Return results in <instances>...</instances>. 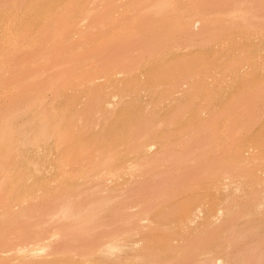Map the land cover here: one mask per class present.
Returning <instances> with one entry per match:
<instances>
[{
	"label": "rangeland",
	"instance_id": "obj_1",
	"mask_svg": "<svg viewBox=\"0 0 264 264\" xmlns=\"http://www.w3.org/2000/svg\"><path fill=\"white\" fill-rule=\"evenodd\" d=\"M4 1L1 4L6 3L10 5V8L0 11L1 15L8 14L9 12L8 17L13 18L16 8L19 7L28 16H23V19L22 13L20 12L21 15L18 13L19 16L17 15L15 18V29L3 38L1 35L5 33V25L2 19H0V29L2 28L4 30H0V42L2 43H0V55L2 58L9 56H13L12 58L15 57L12 60L13 62H15L16 58L18 59V63L15 62L16 65L18 64L16 67L12 62L14 68L12 66L13 70L11 69V73L15 74L12 75L10 73L9 75L7 73L5 76L0 75V77L4 76V79L7 80H13V78H15L14 80L25 79L26 77L23 76L25 73V76L29 75V78L27 77L28 80L27 78L24 80L26 82L32 79L30 72L36 69V73H32L36 77L39 76V78L42 76V83L39 81L41 79L37 78L39 79L37 81L35 76V80L32 79V81H36L37 86H39V84L43 85L44 82H48L45 79L46 77L50 82L48 78L53 76L54 72H57V75H61V78L60 76L58 78L57 75L54 77L56 79L58 78L60 83H63V87L68 89L71 95L67 92L69 95L67 101L60 97L65 103L60 98H58V101L62 102L55 103L56 99L54 100L55 97L52 93L54 94L56 92L49 89L52 92L51 94L50 92H46L48 95L42 93L43 97L48 96L42 102V106L46 107V109L42 107V110H46V112L51 111L47 108H52L53 106L54 108L57 107L56 110L52 108L53 111L60 109L55 116V120L52 119L54 122L47 118L46 121L49 120L50 124L48 122V125L50 127L52 126V129L55 128L54 125L56 127L61 125L57 129H64L66 139L68 140L67 142H69L71 150L73 151V153L68 151L67 154L71 153L69 158L72 154H75L74 152H77L80 155L78 159L81 161L80 163L84 161L85 164L88 161H93L95 164H102L110 154V157L114 155L113 153H117L116 156L119 154L124 156L126 142L132 137L133 133L140 132L144 128H149L155 141L163 145L167 150L174 149L179 144L177 140L185 139V137L179 139L180 136H189L187 138L189 140L186 139L185 142L183 140L179 144L183 153L181 155V152L177 153V155H172L173 161L166 168L164 166L151 168L148 173L133 171L130 168L131 163L128 164V161L130 162L131 159V162L134 163L133 161L135 159L133 155L124 157L125 159L123 161H120L121 157H115L114 159H118V161L117 163L114 161L113 164H116V166L112 167V169L120 168L122 170L120 179H117V177L116 179L113 178L114 172L105 176L103 173L102 176L104 177L101 179L96 178L97 181L95 177L94 179L91 178L92 180L83 179L85 181H82V178L76 175H74L76 179L72 178L73 175L71 176L70 171L75 174L76 166L80 163H75L76 166L73 163L75 166V168L73 167L74 169H71L72 166H66L68 169L62 167L64 171L69 170V176L65 172L66 177L69 179L63 180L65 174H63V179H60L62 174L58 172L60 170L56 169V160L54 159L57 152L47 153L46 159L48 160L46 161L45 159L43 162L46 164L40 167L42 169L41 174H43H37V181L35 183L26 184L27 186L24 185L27 187L26 189H31V191L28 193V190L25 189L23 184H18V187H14L22 189H20V198H18H23L27 193V195H32L34 198L41 196L40 199L42 201V196H44V201L52 202L54 201L53 198H61L64 193L66 195L68 194V196L71 193L74 194L75 189L79 190L81 188L79 190L80 193L82 189L87 190L94 186V188H101L103 183H106L110 188L119 183L120 191H111L110 193H122V198L119 203L122 212L121 235L119 237H107L105 233L106 237L103 240V245L95 247V252H99L105 248H111L116 243L130 245V243L140 242L144 249L147 248V251L149 249L154 254L153 259L155 261L151 257H147L145 259H137L135 262L133 261L134 259L125 261L124 264H226V261L230 260L228 257L232 255L236 256V253L239 252H241L242 255L240 254V256L242 258L237 255V258L234 259L235 262H239V264L243 262V264L247 262L248 264H258L260 261L259 252L264 249V0L261 1L260 5V0H257L259 1L257 2L259 6L255 4L257 7L254 8L257 9L247 19V22L236 25L233 30H231L232 24H225L224 22V26H222L223 22L218 20L217 22L220 21L221 24L217 23L215 25L216 21H213V27L211 26V28L216 29L214 31L213 29L210 30L212 36L215 31L216 35L223 34L222 31L224 28L227 30V27L230 28V26L231 28L229 30L231 31L227 30L226 32L228 34L225 35L224 33V38H219L220 43H215L218 39L215 40L214 38L219 37V35L217 37L214 35L215 46L212 44L213 39H210V33L208 40L212 42H206L208 41L206 40L208 37L205 35L204 37H207L205 39L206 41H201L207 44H203L200 41L204 45L203 47L198 43L193 44L194 42L192 43L190 40L189 42L184 41L188 38L180 34L182 33L181 24H177V22H180L177 18L180 19V17L179 13L177 15L173 13L175 10L173 6H181V4L185 3V0H175V2L174 0H170L172 9L170 8L167 12L164 11L163 13H158V11L152 9L153 7L151 5L153 4V0H151L152 2L146 0V3H144L145 0H133L134 2L132 1L129 4L126 3L128 2L127 0H124V5H127L124 12V21L126 22L121 28L110 29L111 31H104L105 29L102 31L101 29V26H103L102 28L108 27V25L104 24V21L106 22L109 19L105 16L108 13L104 15L103 12L105 9L113 8L116 3L120 2L118 0ZM203 1L205 2L204 4L207 10L215 7L230 11L232 9L230 7L233 6L231 3L233 0H221V2L219 0ZM226 3H229L230 6ZM170 10L172 15L175 16H172L174 18L172 23L170 20L172 21L173 18L170 17L172 19L168 21L171 24H168L166 21L168 17L165 14H171L169 12ZM178 12L181 15V11L179 10ZM158 14L164 15L165 20L161 19L164 16H159ZM144 16L147 18H143ZM175 17L177 20L176 23ZM154 18L158 19L155 21ZM101 21H103L102 24ZM109 21L107 22L109 23ZM165 21L167 24L164 26L165 28L162 27L161 29L160 25L163 26ZM109 24L111 25V21ZM168 25L170 26L167 27ZM179 25L180 27L178 29L177 26ZM197 25L199 26V24ZM197 25H194L196 31H198ZM95 26H97L98 30L101 29L100 34L99 31L98 33L95 32ZM94 27L95 29H93ZM109 27L112 28L113 25ZM81 28L86 33H90V35H94L92 34L94 32L99 35L92 36L95 39L91 37L84 43H77L76 40L78 39L74 37L73 39L77 43L75 45L79 44L78 46H82V51L80 52L77 46H75L76 48L67 50L65 54L64 50L69 49L74 41L72 39L71 43L69 41L70 44L68 41H66L67 44L66 42L63 44L66 34L76 35ZM218 30H221V33ZM177 31L180 34V38L182 37L183 39V37H186V39L182 40L176 36L175 38L179 40L178 42H173L172 39L175 38L171 35H177ZM230 33L231 35H229ZM68 36L66 38L70 40L71 38H68ZM60 39L63 40L61 41ZM169 41L173 43L170 42V45H168ZM183 41L184 44H182ZM175 43L181 44L182 47L180 49L175 48V50L173 47V44L176 45ZM210 43L212 44L211 46ZM189 44L193 46H189ZM188 46L189 48H187ZM198 46L202 53L198 52ZM38 47L40 51L42 48L41 52ZM191 47L194 50L196 49V53L194 50H191ZM58 51L62 54H59ZM191 51H194L195 54H192ZM216 52H220V54L222 52L223 56ZM196 54L199 58L197 56L195 58L194 55ZM215 54L218 56L213 57ZM29 57H32L34 60L32 61ZM219 57H221V60L223 59V66H219L221 64ZM215 58L216 60L218 58L220 61L217 62ZM237 59L241 60L242 65L239 64L243 69L241 67L234 69L239 66L238 62L240 60L236 62ZM47 61L48 63H45V66H43V63ZM214 61H216L215 64H218H213L212 66ZM30 62L35 65L31 64L30 66ZM234 62L237 63V67L231 65ZM23 63L27 64L22 65ZM32 66H35V68H31ZM54 66H56L55 69H53ZM212 67L216 69L214 70ZM16 68L20 71L16 70ZM225 68H228L229 71H226L227 69L225 70ZM15 70L17 72H14ZM223 71L225 74L226 72H230L229 74L231 76L229 75L228 77L227 75V79L223 78L225 77ZM239 72H241L239 75L240 77L242 76V79L240 78L236 81V77L238 76L239 78ZM242 73H247L248 76H246L247 74L244 76ZM17 74H21V76L18 78ZM56 79L53 81L55 82ZM217 81L224 82H219V86L216 85L218 83ZM34 82L32 84L36 86ZM54 82L51 81V84L56 83ZM32 84L29 85L28 82L27 86L30 88H26L35 90L36 88ZM50 85L48 83V88H51L52 85ZM58 86H55L56 91ZM214 87L218 90L215 91ZM45 88L43 89L45 90ZM59 88L58 90H60ZM213 90L215 91L214 95L218 97L215 103L212 101L215 99L212 94ZM244 90H247L249 95ZM242 92L246 93L248 97H246V94V96L241 95L243 94ZM146 93L150 95L149 98L148 96L146 97ZM4 94L0 93V103L7 96ZM107 94L111 99L124 97L119 100L117 105L111 106V113H108V115H113L112 119L110 118L112 117L111 115L110 117L108 115L104 117L101 113L104 103L103 99ZM206 94H212L210 95L211 98ZM50 95L53 96V99H51ZM240 95L241 97L238 99V101L240 100L239 105L240 107L244 103L245 105L238 108V105H233V101ZM206 96L209 101H205V103L211 105L214 103L213 105L217 106L214 113L207 112L208 104L204 105L203 101ZM243 98L245 100H241ZM51 100L52 103L54 102L52 107ZM128 100H130L129 103ZM67 105H69V109H67ZM211 105H209L210 108L213 107ZM65 110L66 112L68 111L66 114ZM26 121L27 123L29 121L32 123L29 118ZM217 121L218 124H224V126L220 124V130L218 129L219 127L217 128L219 133L218 130L215 131L214 129V127L219 126ZM225 124L229 125V127L232 126V129H228V126ZM111 128H114V133L120 130L115 141L111 140ZM221 129H224L226 134ZM227 130L229 132L232 131L231 137H229L230 135L228 136L229 132ZM214 131L219 135L215 134L217 135L216 138L221 136L223 139L225 137V140L223 141V139L217 138L221 142L212 143L214 141H211V139L216 141ZM226 135L228 137V145L225 143ZM233 139L235 140L230 143L229 141ZM52 141L50 143H53ZM209 142H211L213 147ZM202 143H208L209 145H202ZM232 143L234 144L232 145ZM213 144H217V147ZM200 145L203 147L196 153L197 147ZM106 148L107 151L103 155L93 151V149L97 151L98 149L105 150ZM175 150H177V147ZM229 152L231 155H229ZM199 153L201 156H198ZM42 154L40 152L38 156L40 157ZM123 165H125V168L122 169ZM57 180L63 183L58 184ZM24 181L28 182V177ZM53 183L54 185H52ZM138 183L142 189L140 193L133 194V187ZM99 184L101 185L99 186ZM59 185L61 186L59 187ZM67 186L69 188L72 186L74 191ZM56 187L60 189L57 190ZM94 190L96 193L100 189L97 188ZM60 191H64L62 192L63 194H60L61 197L58 195L59 193H54ZM77 191L75 193H78ZM4 194L5 190L0 186V200L4 197ZM53 194L59 197H53ZM221 196H230L233 201L230 210H226V207L230 206V203H225L224 198L221 199ZM218 197L221 198L218 199ZM216 199H221L222 202ZM74 200L79 202L82 198L78 196ZM19 204L23 206L22 203ZM43 205L42 202V207ZM37 220L39 221V218L28 219V221L23 219L21 220L22 222L20 221V224L25 230H29L28 232H30L31 229H33L32 231L36 229ZM30 222L32 223L30 224ZM195 229H197V233H195H200L201 235L194 234ZM105 231H108V229ZM192 240L196 242H192ZM85 243L87 244V241L78 244V254L83 255L87 252ZM192 245L195 248H191L188 252L187 249ZM128 250L131 251L129 248ZM183 251L185 253H182ZM219 253H223L225 258L223 256L222 258L219 257L221 256ZM66 255H63L64 257L60 259L61 264H99L103 259L100 256H94L95 258H92L88 263V261L85 262L79 257L77 259L73 258V255ZM10 256H15V252L13 251ZM104 260L107 263L109 262L108 260L106 261V258ZM235 262L234 264H238ZM0 264H4V260H0Z\"/></svg>",
	"mask_w": 264,
	"mask_h": 264
},
{
	"label": "bare ground",
	"instance_id": "obj_2",
	"mask_svg": "<svg viewBox=\"0 0 264 264\" xmlns=\"http://www.w3.org/2000/svg\"><path fill=\"white\" fill-rule=\"evenodd\" d=\"M118 1H120L119 3L120 4L122 3V5H120L119 3H116L114 5L115 8L110 7L111 10H110V8H108V10L107 9L104 10V12H103L104 15L108 13L105 16L109 18L108 20L111 21V25H113V27L112 28L109 27V26H111L109 24L110 21L108 23L107 22L108 20L106 19L107 23L104 21V24L108 25V27L104 26L105 28H102L103 26H101L102 31L104 29H105L104 31H107V30L111 31V30H114V28L119 29L126 22V21H124L125 20L124 12H125V8L127 5H124L125 4L124 0H123V2H122V0H118ZM127 1L128 2H126V3L129 4L133 0H127ZM136 1H138V0H136ZM219 1L221 2V0H219ZM261 1L262 0H260L259 5L261 4ZM1 2H5V1L0 0V4H1ZM174 2H175V0H174ZM257 2H259V1H257V0H233V2H231L233 6L230 7L232 9L230 11L229 10L225 11L222 8L220 9V8H215V7L207 10V8L204 4L205 2L203 0H185V3L181 4V6H178V7L173 6L174 7L173 9L177 10V12H175V10H174L173 13H175V15H177V13H179L180 19L177 18V20L180 22H177V20H176L177 16H176L175 17V23L177 22V24H181L182 33H180V34H183L184 36H186L188 38V39H186V37H183V39H186L184 41L189 42V40H190V42H192V43L194 42L193 44H195V43L201 44V42L203 43V41H201V40L206 41L209 39L210 36H211L210 39H213L214 35L216 37H217V35H219V37L214 38L215 40L218 39L216 42L214 39H213V42L211 40L206 41V42H212V44L215 46L214 42L220 43V39H222L221 37L224 38V36L226 34H228L226 31L229 30L231 28V26H230V28L227 27V30H225L226 28H224L222 33L223 34L225 33V35H223V34H217L216 35V31H215V32H213V36H212L210 30L213 29V31H214V29H216V28H211V26L213 27L212 22L216 21L215 25H217V23L221 24L220 21L217 22L218 20H221L223 22L222 26H224V22H225V24L226 23L232 24L231 30H233L236 25L242 24V22H247V19L257 9L254 7L259 6ZM144 3H146V0ZM170 4H171L170 0H153V4L151 5V7H153L152 9H155L156 11H158V13H163L164 11L167 12L168 9H170V8L172 9V6ZM215 4H217V3L215 2ZM148 6H150V5H148ZM229 6H230V4H229ZM7 8H10V5H7L6 3H3L0 5V11L5 10ZM179 10L181 11V15H180V12H178ZM20 12L22 13V17L28 16V14L27 13L25 14L23 9H21L19 7L16 8L15 15L13 18L8 17L9 12H8V14H3V15L0 14V19H2V21L5 25L4 26L5 33H4V35L3 34L1 35L2 38L4 36L8 35L9 33H11L15 29V24H16L15 18L17 15L19 16L18 13H20ZM169 12L171 14L168 13V15H171V16H168L167 13L165 14V16L168 17V19L166 20L168 22V24H171L174 21L173 17L175 15H172L171 10ZM21 13H20V15H21ZM153 14H155V13L153 12ZM150 15H152V14H150ZM152 16H154V15H152ZM159 16H164V15L161 14ZM165 16H164V18H161V17H159V18L165 20ZM148 17H149V13H148ZM170 17H172L173 19ZM21 18H20V20H21ZM143 18H147V17L144 16ZM150 18H152V17L150 16ZM23 19H24V17H23ZM156 19H158V18H156ZM156 19L154 18L155 21H156ZM170 19H172V21ZM168 20H170L171 23ZM150 21H151V19H150ZM166 21H165V24L163 26L160 25L161 29H162V27L166 26V24H167ZM102 22L103 21H101V24H102ZM21 23L23 24V22H21ZM146 24L148 25V23H146ZM151 24H153V22H151ZM154 24H155V22H154ZM156 24H157V22H156ZM197 24H199V26ZM194 25L198 26L197 27L198 31L195 30ZM97 26H98V24H97ZM97 26H95L96 29H97ZM154 26L156 27V25H154ZM169 26L170 25H168L167 27H169ZM225 26H227V25H225ZM95 27L93 29H95ZM178 27H180V25L177 26V28ZM174 28H176V27H174ZM96 29H95V32L98 33V31H99V34H100L101 29L99 28L100 30L97 29V31H96ZM157 30H158V28H157ZM231 30H229V31H231ZM95 32L92 34L98 36L99 34H95ZM219 32H217V33H219ZM66 33H68V32H66ZM176 33H177V35L173 34L174 36L173 35H171V36L173 38L178 36L179 39H182V37L180 38V36H179L180 34L178 33V31ZM209 33H210V36H209ZM170 34H172V33H170ZM68 35H70V34L69 33L66 34V37ZM94 35H90V33H86V31L83 28H81V29H79L78 34L68 36V38H71L70 40L67 39L66 37H65L66 40L65 39L64 40L62 39V40H63V44H65L66 41H68V43L70 41V43H71L72 42L71 40L74 37H76L78 39V40H76L77 43L78 42L84 43L85 41H87L89 38H91ZM205 35L208 37V38L206 37L207 39L204 37ZM229 35H231V33ZM233 35H235V34H233ZM97 36H95V37H97ZM136 36L139 37L138 35H136ZM92 39H95V38L92 37ZM175 39H172L173 42H176V41L178 42L179 39L178 40H177V38H175ZM0 41H1V38H0ZM91 41H90V43H91ZM171 41L168 42L169 43L168 45H170ZM184 41L182 44H184ZM2 42H3V40H2ZM76 42L74 40L73 41L74 44L72 43V46L69 49L67 48L66 50H64V48H63V50L65 51V54H66L67 50L73 49L75 46H77V49L80 52L82 51L83 47L78 46L79 44L75 45V44H77ZM173 42H171V43H173ZM206 42H204L203 44H207ZM83 43H81V44H83ZM180 43H181V40H180ZM66 44H67V42H66ZM178 44H176V45L173 44L174 49L175 48L180 49L182 47L181 44H179V45ZM212 44L210 43V46ZM189 46H193V45L189 44ZM189 46L187 48H189ZM201 46L203 47L204 45L201 44ZM194 48H195V45H194ZM197 48L199 49L200 47L198 46ZM206 48H208V47H206ZM191 50H194V49H192V47H191ZM201 50H202V48H201ZM39 51H40V48H39ZM41 51H42V48H41ZM60 51H62V50H60ZM194 51L196 53V49ZM194 51L193 52L191 51V53L193 54ZM198 52L202 53V51H200V49ZM198 52H197V54H198ZM218 53H219V55H222V52H221V54H220V52H218ZM59 54H62V53L59 52ZM197 54L194 55L195 58H197V57L199 58V56H197ZM194 56H192V57H194ZM217 56L218 55H216V54L213 55V57H217ZM225 56H227V55H225ZM12 57L13 56H9L7 58H2V56L0 55V75L1 76L2 75L5 76V74H7V73L10 75L11 69L13 66L12 60L15 58V57L14 58H12ZM64 57H66V56H64ZM29 58L32 59V57H29ZM61 58H62V56H61ZM212 58H211V60H213ZM220 58L221 57H219V59ZM224 58H226V57H224ZM219 59L217 58V60H216V58H215V60L217 62L221 60V59L220 60ZM33 60L34 59H32V61ZM238 60H240V59H237L236 62H238ZM17 61H18V59L16 58L15 62H17ZM22 61H23V59H22ZM216 61H214L212 63V66H213V64H215ZM15 62H13V63L16 67L18 64L16 65ZM236 62L232 63L231 65L234 67L235 66L237 67L238 65L239 66L237 68H234V67H231V68L238 69L239 67H241L240 66L241 60L238 62V65ZM45 63L47 64L48 61L44 62L43 66H45ZM220 63L221 64L219 66L224 65V64H222V63H224L223 59L220 61ZM24 64H27V63H23L22 65H24ZM31 64L35 65L34 63L30 62V66H31ZM36 64H37V62H36ZM217 64H215V65H217ZM20 65H21V63H20ZM215 65H214V67H215ZM56 66H57V64H56ZM56 66H54L53 69H55ZM224 67H226V66H224ZM13 68H14V66H13ZM31 68H35V66L34 67L32 66ZM216 68H217V66H216ZM38 69H39V67H38ZM44 69H45V67H44ZM212 69H214V68L212 67ZM16 70H19V69L16 68ZM16 70L14 72H17ZM35 70L36 69H34L32 72L34 73ZM225 70L229 71L228 68H225ZM41 71L44 72L43 69H41ZM32 72H30L32 75L29 72L28 73L26 72V73L30 74L32 79L35 80L34 79L35 75ZM38 72H40V71L38 70ZM242 72H243V70H242ZM229 73L230 72H228V73L226 72V74H225V72H224L223 75L225 77H223V78L227 79L226 78L227 75H228V77H229V75L231 76V74H229ZM13 74H15V73H13ZM239 74H241V72H239L238 75ZM245 74H247V73H245ZM245 74H243V75L245 76ZM55 75H57V72H54L53 76H50V78H48V79H50V82H49V80H47V77H46L45 79L48 82L43 81L44 84L43 85L39 84V86H37L38 85L37 82L32 81V79L31 80L29 79V80L34 82V84H36V86H34L32 84V82H30V81H26L27 82L26 83L24 80H26V78L29 75L25 76V73L23 75L24 77H26L25 79L14 80L15 78L12 77L13 80H10V79L7 80V79H4V76L0 77V93H3V94L5 93L7 95L6 97H4V100H2V102H1L2 104L0 103V186H2L5 190L4 197L0 200V260H4V264H61L60 259L62 257H64L63 255H66V254H67L66 256H68V254L71 256L73 255V258H77V259L81 258V260H83L85 262L88 261V263H89V261H91L92 258H95L94 256L102 257L103 258L102 261L104 260V258H106V261L107 260L109 261L108 263L105 262V260H104V262L100 261L99 264H124L125 261H131L132 259H134L133 261L135 262V261H137V259H145L147 257H151L153 259L154 254H152L149 249H148V251L146 250L147 248L144 249V247L140 244V242L139 243H135V242L130 243V245H122V243H116V244L112 243L113 246L111 248H105V249L100 250L99 252L94 251L95 247L103 245L102 243H103V240L106 236L107 237H116V236L119 237L121 235L122 212H121V207H119V203H120L121 198H122V193H120V194H111L110 193L111 191H113V192L120 191V184L119 183L116 184L119 186L113 185L112 188L108 187L106 185V183L105 184L101 183L102 187L101 188L97 187L100 190H98L96 193H95L94 189H97V188H94L95 186L92 187L94 191L92 190V188L87 189V190L82 189L83 191L81 190L80 193H79V190L81 188L79 187L80 189L79 190L77 189L78 191L75 189V192L77 191L78 193L74 192V194L71 193V195H69V196H68V194L67 195L65 193L63 194L62 192H64V191L54 192L56 194L59 193L58 195H60L62 193L63 196L61 197V195H60L61 198H56V199L53 198L54 201H52V202L44 201V196H42V199H43V201H42L40 199L41 196L34 198L32 195H27V193H26V195L23 196V198L19 199L20 198L19 194H20L22 189L21 188H14V187H18L17 186L18 184L19 185L23 184V186H24L26 184L29 185L30 183H35L37 181V179H36L37 174H40V175L43 174V173L41 174L42 169L40 167L43 164H46L43 161L46 159V157L48 155L47 153H51L53 151L57 152L56 157L54 155L55 158L54 157L53 158L56 160L55 161V165L57 166L56 169L60 170V171H58V170L57 171L60 174H62L60 176L61 178L59 177L60 179H63V176H64L63 174H65V172H67L66 174L68 175L69 170L64 171V169H65L64 167L72 166L71 167V169H72L73 167L75 168V166H76L75 163L78 164L81 162L80 160H78L80 155L77 152H74L75 154H72L73 156L71 155L72 157L70 156V158H69V155L71 153H73V151L71 150V145L69 144V142H67L68 140L66 139V134L64 132V129H62V130L57 129L58 127H61V125H59L57 127H56V125H54L55 128H53V129L51 128L52 126L50 127V125H48V122L50 119L52 122H54L53 120H55V116L60 109H57L58 111H53L52 108H54V106H53L54 102L52 103V100H51L50 101L52 104L51 107L52 106L53 107L47 108L48 110H51V111L46 112V110H42V107H43L42 102L44 101V99L46 97H48L47 96L48 94L46 92H50V94L52 93L49 89H52L53 91L56 92L54 94L52 93V95H54V97H55L54 100L56 99L55 103H58V102L60 103L65 99L67 101L69 98V95L67 92L70 93V91L68 89H65L63 87V83H60V81L58 80L59 76L61 78V75L60 74L57 75L58 76L57 79H56V77H54ZM19 76H21V74L18 75V78H19ZM246 76H248V74ZM241 77L239 75V78L237 76L236 77L237 80H236V78H235V80L238 81ZM20 78H22V77H20ZM28 78H27V80H28ZM37 78H39V76L36 77V80L38 81L39 79L42 78V76L39 79H37ZM53 78L56 79L55 80L56 83L53 81L54 80ZM39 81H41L40 83H42V79ZM51 81L54 82L56 85L53 84L54 85L53 86L51 84ZM241 81L243 82V80H241ZM6 82H7V84H6ZM28 82H29V85L32 84V86L36 89L35 90L27 89V88H30L27 86ZM217 82H216L217 83L216 85L220 86V84H219L220 81H217ZM222 82H224V81H221L220 83H222ZM25 83H26V85H25ZM48 83H49V85L51 84L53 87L50 85L51 88H48L49 87ZM60 84H62V85H60ZM41 85H42V87H41ZM58 85H60V86H58ZM55 86H58L57 91L55 90L56 89ZM219 86H217V87H219ZM43 88H45V90H49V91H45ZM58 88L60 90H58ZM40 89L42 90V92ZM214 90L217 91L218 89L214 87ZM214 90H213L212 94L215 97V99L212 101H214V103H215L216 102L215 100L218 97H217V95H214V92H215ZM245 92L247 93L248 91L246 90ZM42 93L43 94L46 93L47 95L45 97H43ZM246 93H243L241 95L246 96L248 94V93L247 94ZM147 94L148 93H146L145 95H146V97L148 96V98H149L150 95H147ZM212 94H208V95L210 96ZM70 95H71V93H70ZM241 95L239 97H237L236 100L233 101V105L234 106L238 105L237 106L238 108H241L245 105V103H244L245 101L243 102L244 105L242 104L241 107L239 105L240 100L238 101V99L241 97ZM248 95L246 97H248ZM207 96H206V98H207ZM213 96H212V98H214ZM52 97L53 96H51V99H53ZM60 97H62L64 99L62 100ZM58 98H60L62 101H58ZM122 98H124V97L111 99V98H109V95L107 94L105 96V98L103 99L104 103H103L102 111H101L102 115L105 117L106 115H108V113H111V106L117 105L119 103V100H121ZM202 98H205V97H202ZM206 98H205V100H203L204 105L208 104V103H205V101H209L208 98L207 99ZM209 98H211V96ZM126 99H129V98H126ZM130 100H128V103ZM241 100H245V99L243 98ZM63 102L65 103V101H63ZM209 105H211V104H208L207 112L208 113H214L215 112L214 110L217 109L216 108L217 106L213 105V107H212V105H211V107L213 108V110H212V108H210ZM215 105H217V104H215ZM66 107H67V109H69L68 108L69 105H67ZM43 108L46 109V107H43ZM56 108L57 107H55L54 110H56ZM43 111H45L46 113ZM67 112L65 110V114ZM110 115H108V116L110 117ZM111 116L112 117H110V118L112 119L113 115H111ZM27 118L31 119L32 123H30V121H29V123H27V121H26ZM46 118L49 120L46 121L47 120ZM259 122H261V121H259ZM49 124H50V122H49ZM217 124H218V121H217ZM217 124H215V125H217ZM220 124L222 125L223 123H220ZM220 124H218L219 126H217L216 128L214 127L215 131H217L218 129L220 130ZM258 124H260V123H258ZM51 125H53V124L51 123ZM57 125H58V123H57ZM225 125H227V124H225ZM148 126H149V124H148ZM223 126H224V124H223ZM227 126H228V129H232L231 128L232 126L231 127H229V125H227ZM261 128H262V126H261ZM113 129L114 128H111V135H112L111 140L115 141L116 136L119 135L118 132H120V130L118 132L114 133ZM219 130H218V133H219ZM222 130L225 132L224 129H221V131ZM215 131L213 132L214 135L217 134V132H215ZM230 132H231V134H229ZM230 132L228 133V136L230 135L229 137L232 136V131H230ZM225 134H226V132H225ZM217 135H215V138ZM235 135H237V134H235ZM212 136H213V134H212ZM146 137H148V139H146ZM181 137L182 138L185 137V139L184 138L181 139ZM187 138H189V136H187V137L186 136H180L179 139H181V140L180 141L177 140V141L180 144L183 140H184L183 142H185V140ZM213 138H214V136H213ZM217 138H220L221 140L223 139V137H221V136L217 137ZM217 138H216V141L211 139V141H214L212 143L221 142V140L220 139L217 140ZM227 138L228 137L226 135V141L227 142L225 141V143H227V145H228ZM233 138L237 139L236 137H233ZM235 139H233L232 141H229V142L231 143ZM51 140H53L52 141L53 143H50ZM187 140H189V139H187ZM224 140H225V137H224L223 141ZM209 143L211 145V142H209ZM234 143H232V145ZM179 144L176 145L174 147V149L167 150L163 145L158 144L155 141L154 136L151 135L149 128H144L140 132L133 133L132 137L126 142L125 148H124V156H121L119 154L118 155L119 157H118V156H116L117 153H113L115 156L112 155L111 156L112 159H111V157H110L111 154H110L109 155L110 158L108 157L107 159H105V162H103L102 164H95V163H93V161L92 162L88 161L84 164V161H82V163H80L76 166V171H74L75 174H73V172H71V171H70V173H71V176L73 175L72 178L76 179V176H77L79 178H82V181H85L83 179H86V180L91 179V178L94 179V177H95V180L97 181V179H99V178L101 179L105 175L112 173V172L115 173L113 175L114 179H116V177H117V179H120L122 170L120 168L112 169V167L116 166V164H113L114 161L116 163L118 161V159L116 160L114 158L115 157L116 158L121 157L120 161H123V159H125L126 157H130L131 155H133L135 160L133 159L134 163L131 162L132 159L130 160V162L128 161V164L131 163L130 168H132L133 171H142L143 173H148L151 168H157V167H162V166H164L165 168L168 167L169 163H171L173 161L172 155H174V154L177 155V153H180V152H181L180 153V155H181L183 152H182V148H181V146H179ZM203 144L207 145L208 143H202V145ZM213 145L214 146L216 145V147H217V144H213ZM229 145L232 146L231 144H229ZM176 147H177V150H175ZM202 147H201V145L198 146L196 153ZM110 150H112V149H110ZM68 151H71V153L67 154ZM93 151L99 152L100 155H103L107 151V148L105 150L98 149L97 151H95V149H93ZM222 151H223V149H222ZM40 152H42L43 154L39 157L38 153H40ZM202 152H203V149H202ZM93 153H92V155L95 154V153L94 154ZM200 153L198 154V156L200 155ZM128 154H130V155H128ZM229 155H231L230 152H229ZM196 157H197V155H196ZM168 159H169V161H168ZM201 159H202V157H201ZM47 160L48 159H46V161ZM53 163H54V161H53ZM70 163H72V165H70ZM73 163L75 164V166ZM123 168H125V165L122 166V169ZM43 169H45V168H43ZM61 169L64 171V173H62L63 171ZM45 173H46V171H45ZM103 173H104V176H102ZM66 174H65L63 180L68 178V177H66ZM166 174H168V173H166ZM74 175H76V176H74ZM164 176H163V178H164ZM27 177H28V182L24 181L25 178H27ZM38 177H39V175H38ZM63 180H61V181H63ZM64 182H66V181H64ZM71 182H72V180H71ZM57 183L61 184L63 182H59V180H57ZM91 183L93 184V182H91ZM58 184H56V185H58ZM85 184H87V183H85ZM101 184H99V186ZM52 185H54V183ZM89 185H87V186H89ZM60 186L61 185H59V187ZM64 186H65V184H64ZM26 188L27 187H25V189ZM71 188H72V186L69 189H71ZM56 189H57V187H56ZM58 189H60V188H58ZM84 189H86V188H84ZM141 189H142V187L138 183V184L134 185L132 192H133V194H138V193H140ZM18 190H20V191H18ZM26 190H28V189H26ZM29 191H31V189L28 190V193H29ZM73 191H74V189H73ZM45 194H47V193H45ZM56 194H53V197L58 196ZM49 195H51V193H49ZM49 195H47V196L50 198ZM78 196L82 198V200L79 202L74 200ZM221 197H218V199ZM37 198H39V199H37ZM49 198H48V200L52 199V198H50V199ZM218 199H216V200L219 202H222L221 199H223L225 201V203H227V202L230 203V206L226 207V210H230V208L233 205V201L231 200L230 196H228V197L224 196L220 200H218ZM18 201H20L19 203H22L23 206L20 205L19 203H17ZM42 202L44 204L43 207H42ZM226 206H227V204H226ZM34 218H36V219L39 218V221L37 220L38 222L35 226L36 229L34 231H32L33 229H31L30 232H28L29 230H25V228H23L22 225L20 224V221L23 219H26V221H28V219H34ZM31 223L32 222H30V224ZM106 229H108V231H105ZM197 229H195L194 234L197 233V231H196ZM198 230H200V229H198ZM105 233H106V236H105ZM196 235H201V234L199 233ZM84 241H87V244L85 243L86 248H87V252H85L83 255H81V254H78V252H77L78 251L77 250L78 244L84 243ZM192 242H196V241L192 240ZM183 243H185V242H183ZM131 245H132V247H131ZM176 247H178V246H176ZM128 248L132 251V254H131V251L128 250ZM191 248L194 249L195 246L194 245L190 246L187 249V251L189 252L191 250ZM13 251L15 252V256L12 257L10 255H12ZM126 251L127 252L129 251L130 254H129V252L127 253ZM124 253H127V254L123 255ZM182 253H185V251H183ZM247 253L246 254L244 253V254L248 255ZM240 254H241V252L236 253V256L232 255L231 257H228V258H230V260L226 261V264H234V262H235L234 259L237 258V255L240 256ZM250 254H253V253H250ZM259 254H260V261L258 264H264V249L261 250L259 252ZM219 255H221V256H219L221 258H222V256L224 257L223 253H219ZM75 256H77V257H75ZM243 257H244V255H243ZM240 258H242V257L240 256ZM177 259H181V258H177ZM184 259H189V258H184ZM236 260L238 261V259H236ZM239 261H241V260H239ZM243 261H245V260H243ZM235 263L239 264V262H235ZM255 263H257V262H255ZM155 264H158V263H155ZM246 264H248V262Z\"/></svg>",
	"mask_w": 264,
	"mask_h": 264
}]
</instances>
